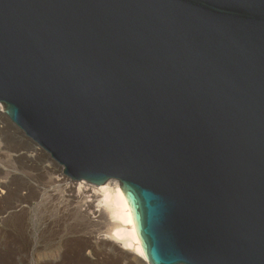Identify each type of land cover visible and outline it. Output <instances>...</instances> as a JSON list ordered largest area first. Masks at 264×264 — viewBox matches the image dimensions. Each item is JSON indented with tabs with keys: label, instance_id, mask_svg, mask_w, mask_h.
<instances>
[{
	"label": "water",
	"instance_id": "95a60500",
	"mask_svg": "<svg viewBox=\"0 0 264 264\" xmlns=\"http://www.w3.org/2000/svg\"><path fill=\"white\" fill-rule=\"evenodd\" d=\"M0 101L149 264H264V0H0Z\"/></svg>",
	"mask_w": 264,
	"mask_h": 264
},
{
	"label": "rangeland",
	"instance_id": "374dc122",
	"mask_svg": "<svg viewBox=\"0 0 264 264\" xmlns=\"http://www.w3.org/2000/svg\"><path fill=\"white\" fill-rule=\"evenodd\" d=\"M36 151L13 129L0 127V183L7 181L9 185V189L0 185V189L7 190V198L0 197V264H136L129 253L118 248L109 252L103 243L89 245L79 239L73 232L75 229L64 220L59 222L60 230L52 229L60 217L58 209L51 204L50 208L46 202L39 203L42 191L36 189L37 186L43 191L57 188L48 180L49 171L42 168L52 162L45 153ZM4 152L28 153L33 158L9 157ZM74 182L76 189L79 188L77 181ZM84 189L89 202L95 204L97 192L91 184H86ZM58 231L66 234L63 241Z\"/></svg>",
	"mask_w": 264,
	"mask_h": 264
},
{
	"label": "bare ground",
	"instance_id": "6f19581e",
	"mask_svg": "<svg viewBox=\"0 0 264 264\" xmlns=\"http://www.w3.org/2000/svg\"><path fill=\"white\" fill-rule=\"evenodd\" d=\"M4 153L9 157L33 158L28 153H18L19 155ZM42 168L49 171L50 178L48 180H51V185L57 187L52 191H43L40 186L36 188L38 192L42 191L39 196V199L41 198L39 203L44 204L46 202L47 204H45L49 207L51 204V207L56 206L58 209V213L55 212L60 216V219L58 218V221L54 223L55 226H52L53 230L55 228L60 230L59 222L64 220L70 228L75 229L73 232L78 234L79 239L89 245L94 243L96 246H100L103 243V248H107L109 252L113 251V248H118L121 252L129 253L136 264H149L131 206L119 181L110 180L103 185H96L80 180L77 181L79 188L76 189V182L64 175L62 168L55 163L52 162L50 166L44 165ZM57 168L59 169L57 170ZM86 184H91L92 189L97 192L94 195L96 197L95 204L89 202V196L85 195ZM0 185L9 189L7 181L1 180ZM6 192L7 190L0 189V197L6 199ZM58 234V237L63 241L66 234L62 235L59 231Z\"/></svg>",
	"mask_w": 264,
	"mask_h": 264
},
{
	"label": "built area",
	"instance_id": "2783aa9c",
	"mask_svg": "<svg viewBox=\"0 0 264 264\" xmlns=\"http://www.w3.org/2000/svg\"><path fill=\"white\" fill-rule=\"evenodd\" d=\"M0 127L2 129L5 128V127L10 128V129H15L14 127H10L8 125V123H7V117H6L5 111H4V105H3V103L1 101H0ZM33 149L38 150V152H42V150L40 148H38V147L33 146Z\"/></svg>",
	"mask_w": 264,
	"mask_h": 264
}]
</instances>
